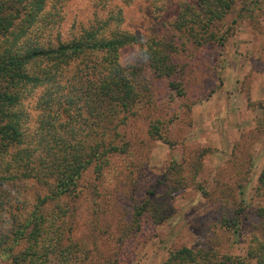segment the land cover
<instances>
[{"label": "rangeland", "instance_id": "obj_1", "mask_svg": "<svg viewBox=\"0 0 264 264\" xmlns=\"http://www.w3.org/2000/svg\"><path fill=\"white\" fill-rule=\"evenodd\" d=\"M184 3L198 9L196 0H47L19 41L23 50L35 43L49 47L91 25L155 36L178 47L172 61L181 71L171 77H158L136 55L138 47L121 51L123 64L143 67L136 82L145 95L128 116L111 109L103 123L108 114L94 124L111 129L129 148L113 155L101 176L94 168L85 171L78 196L61 201V208L53 202L44 208L58 224L64 220L54 229L71 246L68 264H162L182 246L257 264L250 250L264 238L256 214L263 204L258 184L264 169V0H235L222 24L227 38L203 44L175 25ZM76 70L72 63L59 77L65 92L81 75ZM171 81H179L184 94ZM46 89L26 90L19 106L30 131L37 128L38 101ZM44 194L39 184L12 193V212L31 205L34 210ZM147 200L151 205L138 222L134 210ZM6 211L0 210L4 216ZM6 257L0 255V264H9Z\"/></svg>", "mask_w": 264, "mask_h": 264}, {"label": "trees", "instance_id": "obj_2", "mask_svg": "<svg viewBox=\"0 0 264 264\" xmlns=\"http://www.w3.org/2000/svg\"><path fill=\"white\" fill-rule=\"evenodd\" d=\"M46 3L0 0V210L5 207L8 212L7 216L0 212V255L7 256L9 264H68L71 246L63 243L64 234L55 232L58 220L44 208L78 196L85 171L94 168L101 176L113 155L127 152L128 141L115 139L111 129L102 124L115 112L111 109L128 116L145 95L136 82L143 67L123 64L121 51L138 47L136 55L140 52L158 77L181 71L172 61V53L178 50L175 42L125 29L110 32L90 25L68 41L58 39L49 47L35 43L21 49L19 41L37 23ZM234 4L235 0H196L198 9H194L184 3L175 25L197 44L222 43L228 34L222 24ZM72 63L81 75L65 92L67 85L59 77ZM170 84L184 94L179 81ZM43 85L47 89L38 101L42 108L35 120L37 128L30 131L25 126L28 115L19 106L26 90ZM102 116L107 117L96 126V119ZM111 124L110 128L116 126L114 121ZM37 184L45 194L36 198L34 210L31 205L18 215L16 208L12 212L16 202L12 193L18 196ZM258 190L263 204L255 212L264 230V169ZM149 205L147 200L135 208V220L141 221ZM60 221L59 227L64 220ZM259 239L250 255L257 264H264V238ZM216 257L209 248L182 246L170 251L162 264H244L239 257Z\"/></svg>", "mask_w": 264, "mask_h": 264}]
</instances>
